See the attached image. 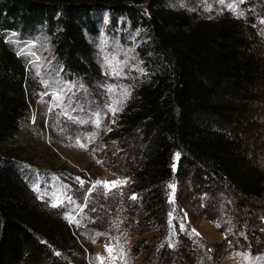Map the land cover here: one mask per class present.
<instances>
[{
  "label": "trees",
  "instance_id": "1",
  "mask_svg": "<svg viewBox=\"0 0 264 264\" xmlns=\"http://www.w3.org/2000/svg\"><path fill=\"white\" fill-rule=\"evenodd\" d=\"M145 1L0 0V264H75L68 251L77 245L74 226L32 203L24 172L3 154L34 100L27 63L7 37L16 33L26 40L44 26L65 72L97 78L88 37L98 33L94 13L102 9L146 31L143 56L154 81L139 89L120 120L123 135L144 133L136 199L122 197L116 210L98 201L75 221L90 225L92 219L93 227L110 233L121 212L131 208L145 215L142 232L155 220L166 223L146 264H216L203 240L173 219L169 223V212L172 218L185 214L186 199L179 193L170 204L168 185L193 171L203 210L216 199L212 220L233 252L264 255V211L258 206L264 171L246 139L250 133L242 132L250 102L264 96V39L251 17L209 20L163 8L162 0H153L147 14L140 8ZM145 247L142 241L135 252Z\"/></svg>",
  "mask_w": 264,
  "mask_h": 264
},
{
  "label": "rangeland",
  "instance_id": "2",
  "mask_svg": "<svg viewBox=\"0 0 264 264\" xmlns=\"http://www.w3.org/2000/svg\"><path fill=\"white\" fill-rule=\"evenodd\" d=\"M152 1L146 0L140 6L147 14L151 12ZM161 7L209 20L251 17L264 39V0H162ZM94 22L98 33L89 35L88 40L93 49L91 62L99 75L93 79L72 77L64 71L54 56L51 38L44 26L26 40H20L16 33L7 37L6 41L11 42L17 54L21 49L35 53L19 55L26 61L32 76L34 100L21 121L18 134L4 145L3 154L14 158L24 172L32 203L61 214L74 226L77 245L68 254L75 264H100L97 257L103 258V264H123L125 260L127 264H146L149 261L147 255L154 250L152 244L164 235L166 223L155 220L146 232H142L140 221L145 220V215L141 218L142 213L131 208L121 212L122 220L118 219L110 233L93 227L92 219H88L90 225L82 219L75 221L87 206L101 201L104 207L112 205L116 210L122 204V197L132 199L136 192L135 174L143 151L144 133L123 135L120 120L139 89L154 81L145 66L143 51L149 38L143 28L135 27L127 17L105 9L94 13ZM109 88L115 91L109 92ZM57 91L59 100L56 99ZM249 105L250 112L243 118L242 132L250 133L246 139L257 157L256 165L264 171V96ZM110 107H118L119 111L113 114ZM112 134L113 138L110 137ZM177 154L175 151L173 156L175 170ZM193 177L192 171L179 182L171 183L175 184V198L179 193L186 196L182 199H186V212L182 216H173L175 225L203 240L211 251L209 258H215L216 264H264V255L251 257L233 252L225 234L212 220L216 199L212 198L204 211ZM97 181L127 183L109 191L97 185ZM111 193L113 199L108 197ZM171 194L172 189L168 187V199ZM258 206L264 211V194ZM260 226L264 228V223ZM96 233H106L108 239L118 237L124 255L117 248L118 259L113 260L105 250V237H96ZM142 241L145 249L135 252Z\"/></svg>",
  "mask_w": 264,
  "mask_h": 264
},
{
  "label": "snow or ice",
  "instance_id": "3",
  "mask_svg": "<svg viewBox=\"0 0 264 264\" xmlns=\"http://www.w3.org/2000/svg\"><path fill=\"white\" fill-rule=\"evenodd\" d=\"M237 2H240V0H237ZM18 55H35V53H30L28 51H25L24 49H21L19 52H18ZM39 74V73H38ZM109 92H114L115 89L113 88H109L108 89ZM128 93H127V90L124 91V95L126 96ZM56 99L59 100L60 99V96H59V91H57V94H56ZM122 101H118L117 103H121ZM109 110L115 114L117 111H119V108L118 107H110ZM97 127H99V121L97 122ZM77 143L80 145V147H84L83 144H81L79 141H77ZM176 159L178 160L179 159V154L176 155ZM174 169H175V165L173 166ZM79 179V178H77ZM124 183H127V181H113V182H107V181H97V185H102L105 189L111 191V189L113 187H119L121 184H124ZM81 184H83V182H81ZM96 185H94L93 187H95ZM168 187L170 189H172V194L170 195L169 197V203L170 204H174L175 203V184H169ZM132 199H136V196L133 195L131 197ZM69 200H71V197H69ZM172 211H175V208H173ZM169 217H170V221L169 223L171 224V219H172V212H169ZM70 220L72 219V217H68ZM96 237H105L106 239V242H105V250L109 253V256L113 259V260H116L118 259V257L115 255V252H116V249L117 248H120V251H121V255H124L123 254V249L122 247H120V240L118 237H115V238H112V239H108L107 238V234L106 233H96ZM115 240V243H113L112 241ZM95 242V241H94ZM171 246V244L169 245ZM100 264H103V258L102 257H97L96 258ZM123 264H127V260H125L123 262Z\"/></svg>",
  "mask_w": 264,
  "mask_h": 264
}]
</instances>
